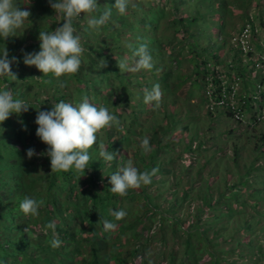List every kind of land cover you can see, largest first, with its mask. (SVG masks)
I'll list each match as a JSON object with an SVG mask.
<instances>
[{
  "label": "rangeland",
  "instance_id": "1",
  "mask_svg": "<svg viewBox=\"0 0 264 264\" xmlns=\"http://www.w3.org/2000/svg\"><path fill=\"white\" fill-rule=\"evenodd\" d=\"M192 1L180 0L182 4H177L175 0H156L152 3L151 0H146L149 4H142L146 8L151 5L163 10L159 15L157 27L154 31L151 30L155 36L150 37L149 44L150 51H153L160 42V47L169 53L171 65L166 70L168 74L163 76L156 72L149 75L146 70L129 73L119 70L126 76L123 79L126 91L122 92V97H127L128 105L115 106L114 114L121 115L118 118L119 124L100 133L97 136V144H94L98 148L100 141L106 147L112 143L116 160L104 162L97 171H91L90 168L85 170V174L75 171L76 175L66 180L68 186L73 187L71 195L67 190L64 193L60 190L63 178L59 175L55 178V185L46 183L47 178H52L56 171L51 170L49 158L43 154L47 146L35 135L37 125L34 124V119L37 109H33L32 115L29 113L28 116H24L25 113L19 116L13 114L8 118V128L1 126L4 131L0 134L17 150H24V144L27 149H35L37 155L31 158L26 155L27 149L23 153L24 159H30L34 163L30 165L35 168L31 176L40 177L37 185L43 184V196L48 190L60 201H68L70 205L66 207L69 211H72L75 205H80L85 211L90 207L89 196L94 189L86 179L90 173L91 177L98 178L97 190L106 199L105 210L98 209L96 215L99 218L93 221L95 227H99L104 233L103 237L98 236L95 240L99 264H167L170 259L176 264H212L213 257L210 253L215 250H218L217 255H220L221 261L216 259L214 264H264V205L252 197L254 186L261 187L264 194V153H261L264 151V145L259 141L264 132V124L248 127L216 113L212 115L209 123L207 109L211 100L206 91L209 92L210 87L204 84L202 72L200 73L201 60L210 61L212 52L221 51L222 54L224 51L218 42V37L223 34L219 33V25H222L223 32L235 34L238 22L246 20L249 13L253 18V15L257 14L264 22V5H257L256 0H204L206 3H201L196 10L191 4ZM24 2L25 0H20L23 5ZM43 7L45 5L40 0H30L29 9L37 12H33L28 18L29 22L25 24L27 28L23 32L5 39L7 51L11 48V43L21 48L26 46L24 42L31 40L39 51V41H36L39 31L48 25L50 30V24L55 17V13L50 11L44 21L36 18L35 15L40 13V8ZM83 15L80 14L81 20L87 22V17L83 18ZM173 17H176L178 22H174ZM146 18L148 23L156 22L148 15ZM75 23L76 34L80 36L83 48L96 46V43L104 40L100 38L101 35L94 36L88 28L79 25L77 20ZM260 34L262 35L261 31ZM2 45L3 42L0 41V46ZM124 46L122 43L121 47ZM34 50L26 52H35ZM83 55L78 74L61 78H53L50 74L47 79L41 78L34 66L24 65L21 58L19 64L15 65L16 69L12 70L16 74V81L8 80L5 83L0 80V86L7 84L10 90L26 96L28 101L37 103L35 100H38L49 105L55 103L51 98L54 94L53 84L56 83L54 80L58 79L56 85L62 89L63 82L67 86L64 91L71 93L69 97L74 99V89L83 86L76 84V79L80 78L79 72L89 69L84 64ZM152 55H155V52ZM91 56L96 54L92 52ZM108 59L107 63L110 65L111 59ZM159 60L153 61V64H161L162 61ZM132 66L134 62L129 63V67ZM92 70L99 72V67L95 66ZM49 79L53 80L48 82ZM117 80L109 85V89L105 88L107 94L95 93L109 98L110 87H120ZM153 84H159L162 92L158 108H154L152 104H140L139 100L143 96V90L151 88ZM64 91L61 93H65ZM83 92L87 94L86 90ZM114 93L110 96L112 102ZM57 95L59 94H55ZM123 98L121 104L124 103ZM98 101L102 103L101 100ZM247 113V117L252 115L249 110ZM171 116L176 121L175 127L171 131H164L172 119ZM130 126H134V135L127 133ZM15 132L23 133L24 136L18 138ZM123 132L128 135V142L117 143L116 141L122 139L120 137L124 135ZM143 137L148 138L150 150L157 154L153 161L155 168L159 170V173L153 176L155 184L150 185L146 191V194H149L146 200L148 208L145 207L144 201L129 200L127 196L104 191L102 186V183H105L110 187L106 175L118 170L125 163L121 161L120 155L132 157L133 152L140 149L139 143ZM255 144L262 148L256 149ZM130 160L133 161V157ZM142 162L141 165L148 161L146 159ZM79 176L81 177L78 179ZM256 180L262 185L256 186ZM240 182H245L246 185ZM229 186L232 187L228 189ZM141 187L142 185L129 190H137L139 193ZM129 194L131 193H127ZM109 209H123L127 215L121 220H116L109 215ZM228 210H232V213L226 214L225 219L218 216ZM29 217L31 216L25 215L24 219ZM81 217H84V214H79L77 218H69L67 214L63 216V230L67 232V236L61 244H70L74 239L73 242L79 241L81 245L75 249V255L63 253L55 257L59 262L63 259L66 264H90L93 259L88 224ZM41 220L31 223L34 239L38 238L39 243L50 230L44 220ZM105 220L112 221L116 227L113 230H105ZM136 220L141 223L137 224ZM132 223L137 227L134 237L142 233L147 234L150 239L144 262L139 258L138 252L130 255L127 251L134 245L131 244L132 232L129 230ZM72 235L74 237H71ZM2 255V264H20L19 260L15 261L10 255ZM52 261L54 264L59 263L55 259Z\"/></svg>",
  "mask_w": 264,
  "mask_h": 264
},
{
  "label": "clouds",
  "instance_id": "2",
  "mask_svg": "<svg viewBox=\"0 0 264 264\" xmlns=\"http://www.w3.org/2000/svg\"><path fill=\"white\" fill-rule=\"evenodd\" d=\"M40 1L45 3L46 8L53 10L55 21L62 20V25L54 31L49 30V25L39 31V51L33 47L35 44L32 42L33 40L24 42L26 46L21 48L18 45L16 47V44L13 43L8 51L13 55L18 52H25L22 57L24 65L34 66L43 75L51 74L53 78L67 77L77 73L81 67L82 55L84 54L83 59H86V55L91 56L92 52L96 54V56L91 57L96 60L94 64L99 67V72L92 69L79 72L80 78L76 79V84H82L83 86L74 89V99H70V101L59 100L53 103L50 110H38L34 119V124L37 125L35 135L40 142L47 146L43 154L49 158L51 170L65 172L74 170L85 174V169L90 167V161H94V158L100 159L102 165H104V162L116 160L112 143L106 147L100 141L98 148L94 144H97V136L100 133L119 124L118 118L121 115L116 116L114 114L115 106L128 105L126 103L127 97H122V92L126 91L123 83L126 76L121 74L119 70L125 73L146 70L149 75L159 72L166 76L168 74L166 70L171 65V58L169 53L167 54L160 47V42L154 47L153 51H150V37L155 36L152 31L157 27L159 20L147 24L146 17L138 22V32L142 34V37L131 36V33L127 32L121 35L118 44L116 39L109 37L106 42L108 46L105 43V47L102 45L103 49L99 48L100 42L96 43V46L83 48L80 36L76 34L74 27V21L76 20L81 25V13L84 14L83 18L87 17L88 29L100 32L103 26L110 21L113 9L118 14L123 15L128 6L131 5L132 0H113L114 4L111 7L105 6L103 8L98 5L97 0ZM29 3L30 0H27V2L25 0L22 9L20 0H0V41L3 42V45L0 46V80L16 81L17 79L16 74L11 70L12 65L18 62L17 57L9 56L4 41L6 38L18 36V32H23L27 28L25 24L29 22L28 18L33 12H37L29 9ZM142 4L149 3H146V0H138L135 7L140 5L141 10L143 7L146 8ZM256 4L264 5V0H256ZM251 15L249 13L246 20L238 22V29L235 30V34L225 32L220 35L221 37H218V42L221 44L219 47L224 49L222 54L221 51L218 53L212 52L210 61L201 60L200 62L202 65L200 73L202 72L201 76L204 78V84L210 87L209 92L206 91L208 98L211 100V104L207 109L209 123L213 117L212 115L216 113L226 116L233 122L248 125V127H257L264 124V22L259 19L257 14L253 15L254 18ZM144 31L145 33H142ZM219 33L222 32L219 31ZM98 34L101 35L100 38H104L103 34ZM93 35L95 36L96 33H93ZM122 43L125 44L124 47H121ZM13 46H15L14 49ZM95 49L101 50V54L98 55L94 51ZM26 50H34L35 52H26ZM153 52H155V55H152ZM110 55L114 57L112 58ZM108 58L111 59L110 65L107 63ZM159 59L162 61L161 64H153V61ZM132 62H134V66L129 67V63ZM108 66L113 71L109 77H106L105 70ZM195 66L199 67L196 64ZM152 70L154 71L152 72ZM116 79H118L120 87L115 89L110 87V96L115 92L114 102L110 100V96L108 98L106 95L95 93L107 94L105 88L109 89V85H112ZM148 85H145V87H148ZM61 86H64L63 82ZM90 86H92L91 89H89ZM83 90L87 91L86 95ZM96 95L97 98L100 97L98 100H101L102 103L98 100L95 103L90 101ZM122 98L124 99L123 104H121ZM139 100L141 101L140 104H152L154 108H158L162 100L159 84H153L151 88H145L143 96ZM30 107L34 108L30 101L26 99V96L22 97L19 92L10 90L7 84L0 86V123H3L13 114L19 116L21 113H26ZM248 110L252 115L247 117ZM102 129L104 130L100 132ZM133 129L134 127L129 128L127 133L134 135ZM3 131L4 129L0 128V133ZM123 133L124 135L120 137L122 139L116 141L117 143L128 142V135L125 132ZM109 134L110 132H108L110 138ZM259 141L264 145V132L261 134ZM255 146V148H262V146L257 147V144ZM109 147L113 149H109ZM139 147L146 155L150 150L147 137L140 140ZM94 148L97 150L93 151ZM134 153L132 154L134 162L130 160L132 157L120 155L121 161L125 163L118 170L106 175L110 185L108 190L111 193L125 196L129 189L150 184L153 180L152 176L158 174L155 167H147L150 164L147 157H144L143 160L147 159L148 162L141 165L143 162H138L134 157ZM26 155L31 158L37 153L34 148H28ZM130 192L138 193L137 190H129L128 193ZM138 197L142 199L140 196ZM43 203L42 199L38 200L31 196H25L20 200L18 207L26 216L37 217ZM109 215L116 220H121L127 215V212L123 209H109ZM115 227V223L110 220H105L103 223L105 230H113ZM47 228L55 230V224L49 222ZM89 235L92 240V233H89ZM49 243L51 247L56 248L62 242L58 237H54Z\"/></svg>",
  "mask_w": 264,
  "mask_h": 264
},
{
  "label": "trees",
  "instance_id": "3",
  "mask_svg": "<svg viewBox=\"0 0 264 264\" xmlns=\"http://www.w3.org/2000/svg\"><path fill=\"white\" fill-rule=\"evenodd\" d=\"M152 2L154 0H151ZM130 2V1H129ZM138 2V0H132L131 5L128 6L126 12L121 15L116 12L115 9H113L112 17L110 21L103 26L102 30L100 32H95L91 31L90 33H100L103 34L104 40L100 42L99 48L103 49L104 44L107 42V40L110 38L116 39L117 44L120 42L118 41L121 37V35H124L125 33L129 32L131 33V36H140L142 37V34L138 32L139 30V25L138 22L143 17H146L147 15L149 18L153 19V22L158 21L160 18V13L163 11L162 8H157V7H152L151 5L148 6V8H144L141 10L140 5H137L135 7V4ZM177 4H181L180 0H175ZM44 3V2H43ZM97 3L101 8L105 6L111 7L112 4H114L113 0H97ZM201 3H206L204 0H193L192 1V6L196 10L199 9V6H201ZM45 5V3H44ZM20 7L23 9L24 5L20 3ZM40 13L38 15H35L36 18H38L41 21H44L46 18H48L50 11L52 12L53 10L51 8H40ZM130 10V11H129ZM51 18V17H50ZM155 18V19H154ZM144 20V19H142ZM183 21L184 19H180V21ZM174 22H178V19L176 17H173ZM187 21V20H184ZM81 25L84 26L86 29L87 23L84 20H81ZM63 21H55L50 24L51 29L50 31H54L57 27L61 26ZM147 24H152V22H146ZM77 24L74 21V27H76ZM219 30L222 33L223 32V27L220 24L219 25ZM11 41V40H10ZM9 41V43H11ZM37 42L39 40H36ZM137 44V43H136ZM13 43H11V46ZM103 45V46H102ZM138 45V44H137ZM135 46V45H134ZM15 46H13L14 49ZM17 47V44H16ZM33 47L37 48V46ZM105 47V46H104ZM98 55L101 54V50L95 49L94 50ZM9 53V51H8ZM25 53V52H24ZM23 52H18L14 53H9V56H16L18 62L16 64H19V59L23 57ZM85 58V56H84ZM85 60V65L88 66V70H91L95 64V59H93L91 56L86 55ZM12 65L11 70H15L16 67L15 65ZM83 71V70H82ZM81 71V72H82ZM113 69L108 66L106 72V77H109L112 74ZM41 75V78L47 79V76L43 75L41 72H38V75ZM50 75V74H49ZM53 79L47 80L52 81ZM58 79H55L54 81L57 83ZM5 83L8 80H3ZM54 85L53 88V96L51 99L54 100V102H58L59 100H65V101H70L71 93H67L64 91V89H67V86L64 85L62 89L59 88L58 85ZM167 90V88H165ZM64 91L65 93H61ZM55 94H59L55 96ZM21 95V94H20ZM22 97L24 95H21ZM37 103H32L30 104L34 108H29V110L24 114V116H28L29 113L32 115L33 109L38 110H50L53 103L49 105L43 104L41 101L39 102L38 100H35ZM91 102L95 103L97 101V95L93 96V99L90 100ZM39 103V104H38ZM43 104V105H41ZM172 119L170 123L166 125L164 128V131L168 130L171 131L174 129L176 121L173 119V116H171ZM8 119L5 120L3 123H0V128L1 126H5V128H8ZM28 125V124H27ZM23 127V126H22ZM25 127V126H24ZM134 126H130V128H133ZM104 129H102L100 132H102ZM99 132V133H100ZM16 136L23 137V133H18L15 132ZM97 133V134H99ZM170 144H167L169 146ZM24 146V150H17L13 145L9 143V141L6 139V137H3V135L0 134V255L4 256V254L12 256V258L15 261L19 260L20 264H54L52 261L53 259H56L58 256L62 255L65 253V255H75V249L81 245V242L79 241H74V239L71 240L70 244L67 245H62L60 244L59 247L53 248L50 246L49 241L54 238L58 237L61 242L65 241V237L67 236V232L63 230V225H64V219L63 216L65 214L68 215L69 218H74L79 215V214H84V217H81L83 221H86L89 224L88 231L92 233V240H91V252H92V261L90 264H99L98 262V253L96 251V243L95 240L98 236L104 235L102 231L100 230L99 227H95L93 224V221L96 218H99L98 215H96V212L98 209L100 210H105L106 208V199L105 197L102 196V194L97 190V181L98 178L91 177L90 173L86 179L87 182H89L90 187L94 189V192L92 195L89 196V201L91 203L90 207L85 210H82L80 208V205H75L72 211H69L68 207L69 202L68 201H60L58 197H56L52 192L48 191L46 192L45 196H43V191L42 187L43 184L37 185V182L39 181L40 177L38 178H33L31 176V172L35 170L34 167L30 165H34L32 160L24 159L23 153L27 149V147ZM258 149V148H256ZM93 151H96L97 149L94 148L92 149ZM236 152V150L234 151ZM264 153V152H261ZM167 154V153H166ZM155 155H157L154 150H149L147 154L145 155L144 152L139 149L137 152L134 153V157L138 162H142L144 157H147L150 164L147 167H156L155 166V161L153 159L155 158ZM94 161L96 163H93L90 161V169L91 171H97L99 167H102V161L100 159L94 158ZM154 162V163H153ZM86 170V169H85ZM56 171V170H55ZM144 171V170H142ZM73 172H64V171H56L55 174H52V178H47V182L50 186L55 185V178L57 175L61 176L63 178L62 182H60V190L62 193H64L65 190L70 193V195L73 193V187L68 186L69 183H67L66 180L71 179L72 176H75L76 174ZM82 173V172H79ZM159 173V170L157 169V172ZM84 174V173H83ZM155 175V174H154ZM153 175V176H154ZM152 176V179H153ZM243 178V176H240ZM256 180L255 184L256 186H261L262 184L257 182ZM155 184L153 180H151V183L148 185H142L141 190L139 193L135 192H130L131 194L125 195L127 198L130 200L134 201H144L145 202V207L148 208L149 205L146 203V200H148L149 194H146L147 189L149 188L150 185ZM240 184H245V182H240ZM104 191H108V185L105 183H102ZM232 186H229L228 189H230ZM253 194L252 197L260 202L262 205H264V194L261 192L262 188L261 187H253ZM129 192V191H128ZM127 192V193H128ZM80 195V194H79ZM25 196H31L35 199H42L44 201L42 208L39 210L40 214L37 217H29L27 219H24L25 214L22 213L19 210V202L20 200L25 197ZM138 196L142 197L140 199ZM51 208V209H49ZM43 209V210H42ZM232 210H228L226 213H219L218 216L223 217L224 219L227 217L225 216L226 214H231ZM41 219L44 220L45 225L47 226L49 222H56L55 224V230H48V234L46 236L44 235V239L39 243L38 238L34 239L33 236V228L31 227V223L35 221H42ZM137 224L140 222L139 220H136ZM141 223V222H140ZM247 226V225H246ZM40 229V228H39ZM132 242L134 245L131 246L130 250H127L130 252V255L136 254L138 252L139 258L145 261V253L148 249V243H149V237L148 235H142V233H139L137 236L134 237L137 227L135 226L134 223H132V226L129 228ZM244 231V229H242ZM76 233V232H75ZM145 236V237H144ZM74 237V235H72ZM188 242V240H186ZM137 242V246L135 245ZM218 250H215L214 252L210 253V255L213 257L212 264L216 263V259L221 261L220 255H217ZM143 256V257H142ZM56 257V258H55ZM45 261V262H44ZM195 262V261H194ZM193 263V262H192ZM0 264L2 262L0 261ZM58 264H66L63 259L58 263ZM167 264H176L173 259L168 260ZM183 264V263H179Z\"/></svg>",
  "mask_w": 264,
  "mask_h": 264
}]
</instances>
